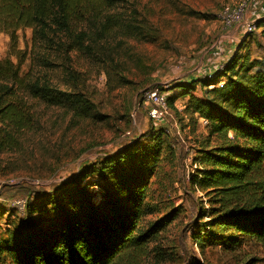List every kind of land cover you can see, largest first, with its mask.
<instances>
[{
    "label": "trees",
    "instance_id": "trees-1",
    "mask_svg": "<svg viewBox=\"0 0 264 264\" xmlns=\"http://www.w3.org/2000/svg\"><path fill=\"white\" fill-rule=\"evenodd\" d=\"M141 3L0 0V33L10 36L18 60L0 59V151L34 128V100L67 107L78 118L101 116L83 90L78 61L119 67L135 43L154 40L158 29ZM25 29L32 31L30 45L18 49V31ZM173 90L171 110L177 112L176 97H185L190 120L207 121L191 186L208 202L197 219L208 220L193 229L194 238L264 245V63L236 52L212 77ZM150 132L152 145L133 141L84 164L50 192L37 190L21 217L1 225L2 215L0 264H144L152 254L167 260L172 253L164 251L163 234L179 210L145 223L156 207L152 178L170 146L164 130ZM94 174L103 186L90 179ZM95 185L103 192L92 190Z\"/></svg>",
    "mask_w": 264,
    "mask_h": 264
},
{
    "label": "rangeland",
    "instance_id": "rangeland-1",
    "mask_svg": "<svg viewBox=\"0 0 264 264\" xmlns=\"http://www.w3.org/2000/svg\"><path fill=\"white\" fill-rule=\"evenodd\" d=\"M243 1L142 0L141 7L158 29L154 40L135 43L131 56H123L125 63L119 67L104 68L83 58L78 61L85 80L83 90L101 116L78 118L67 107L34 100V128L14 147L0 151L1 225L21 217L26 201L35 197L37 190L50 192L52 186L74 177L84 164L116 153L133 141L152 145L150 131L164 130L170 146L152 178L156 207L145 223L163 218L171 210L179 211L163 234L164 251L171 256L158 262L152 254L144 264H264V245L256 240L243 238L228 243L226 238H194L193 229L197 233L196 227L208 220L197 219L208 202L191 186L199 166L196 148L207 130L203 120L192 122L185 113L187 98L176 97L178 113L171 110L161 119L151 114L149 105L140 104L141 93L153 87L166 95L171 107V95L178 93L173 90L175 85L204 80L236 52L264 63V26L248 18V10L229 29L222 21L225 9L237 8ZM251 23L256 26L249 30ZM18 34L17 48L25 49L32 31L20 30ZM7 57L18 61L10 36L1 32L0 59ZM29 64L28 59L22 72ZM90 179L104 185L96 174ZM92 190L103 192V187L95 185ZM19 200L23 206L17 204Z\"/></svg>",
    "mask_w": 264,
    "mask_h": 264
},
{
    "label": "built area",
    "instance_id": "built-area-1",
    "mask_svg": "<svg viewBox=\"0 0 264 264\" xmlns=\"http://www.w3.org/2000/svg\"><path fill=\"white\" fill-rule=\"evenodd\" d=\"M251 0H244L242 3L239 4L237 8L234 9H225L222 12V21L225 24V28L229 29L232 26V23L236 20L241 18L245 11H247L251 5ZM256 26L255 23H251L249 26V30H252ZM225 66V63L219 66L218 70H222ZM213 74L208 75V77H212ZM141 105H146L151 107V114L156 116L157 119L167 118L170 115L171 109L169 107L166 95L159 90L158 88L149 87L145 89L141 93L140 99ZM206 124L207 121L203 120ZM17 204L23 206L22 201H17Z\"/></svg>",
    "mask_w": 264,
    "mask_h": 264
},
{
    "label": "crops",
    "instance_id": "crops-1",
    "mask_svg": "<svg viewBox=\"0 0 264 264\" xmlns=\"http://www.w3.org/2000/svg\"><path fill=\"white\" fill-rule=\"evenodd\" d=\"M251 5L248 9V18L252 17V21L264 19V0H251Z\"/></svg>",
    "mask_w": 264,
    "mask_h": 264
}]
</instances>
